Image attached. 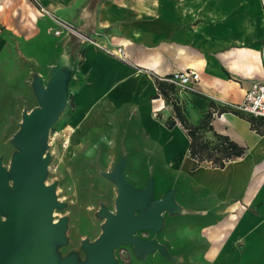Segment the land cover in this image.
<instances>
[{
    "label": "crops",
    "instance_id": "0c3cea01",
    "mask_svg": "<svg viewBox=\"0 0 264 264\" xmlns=\"http://www.w3.org/2000/svg\"><path fill=\"white\" fill-rule=\"evenodd\" d=\"M39 3L73 31L43 15ZM12 10L24 30L13 29L17 34L49 29L61 38L62 50L80 60L71 92L69 86L74 144L85 134H102L105 149L128 150L127 165L135 148L144 181L152 173L161 194L179 189L176 200L185 214L172 217L185 216L189 224L181 231L164 213L171 241L156 238L181 256L179 264H264V132L252 128L250 115L229 106L264 78V17L257 0H0V21L8 23ZM189 68L199 74L193 91L179 93L189 121L198 124L212 110L205 138L214 140L217 133L244 148L222 168L197 165L180 124L168 129L162 121L172 109L157 96L154 75Z\"/></svg>",
    "mask_w": 264,
    "mask_h": 264
},
{
    "label": "water",
    "instance_id": "95a60500",
    "mask_svg": "<svg viewBox=\"0 0 264 264\" xmlns=\"http://www.w3.org/2000/svg\"><path fill=\"white\" fill-rule=\"evenodd\" d=\"M76 61L66 49L50 67L44 82L35 69L30 87L36 105L23 107L17 130L8 142L13 150L5 165L0 157V264H118L116 249L130 246L132 255L145 260L158 252L172 264L182 262L155 237L138 233H160L168 216L185 214L177 200V187H167L161 195L156 179L149 173L142 186L132 185L124 175L128 153L123 150L109 171L97 172L115 186L114 210L98 200L94 218L100 233L91 240L83 238L77 250L62 253L69 244V215L55 217L67 208L58 199L57 181L46 183L51 161L49 134L66 109L69 86Z\"/></svg>",
    "mask_w": 264,
    "mask_h": 264
},
{
    "label": "rangeland",
    "instance_id": "374dc122",
    "mask_svg": "<svg viewBox=\"0 0 264 264\" xmlns=\"http://www.w3.org/2000/svg\"><path fill=\"white\" fill-rule=\"evenodd\" d=\"M257 2L264 17L262 0ZM40 7L45 8L39 3ZM9 14V24L0 21V157L3 158L4 164L8 163L13 150L8 140L18 128L21 110L23 107L30 110L36 104L30 88L31 70L35 69L45 81L49 76L50 66L55 63L59 52L64 48L61 38L51 36L48 33L49 29L31 37L17 34L16 31L24 30L18 28L19 23L16 22L17 16L14 15L13 10L9 11ZM12 36L18 51L11 40ZM75 60L77 63L80 61L79 58ZM76 73L77 69L73 79ZM169 108L172 109L171 106ZM187 108L189 109L188 106ZM71 109L69 101L66 109L51 128L49 151L52 157L46 178L47 184L57 181V197L68 204L65 210L57 211L55 215L56 218L63 214L70 217L67 232L69 244L62 248L63 254L77 250L81 239L93 240L100 233V222L94 218V212L98 208L97 201L102 200L113 210L115 187L100 176L97 169L109 171L120 151L128 152L127 149H121L123 145L117 149H105L104 137L94 132L85 134L80 142L74 144L75 127L68 120ZM136 152L135 148H131L125 177L130 183L140 187L144 183L145 173L143 166L135 157ZM161 192L162 187L158 183L157 194L160 195ZM166 220L170 223L174 222L181 231L189 224L185 216L166 215ZM139 235L144 238L155 237L161 241H171L170 231L166 225L165 229L156 235L150 231L139 232ZM115 255L118 264H172L158 253L149 255L145 260H138L132 255L130 246L119 247Z\"/></svg>",
    "mask_w": 264,
    "mask_h": 264
},
{
    "label": "trees",
    "instance_id": "16d2710c",
    "mask_svg": "<svg viewBox=\"0 0 264 264\" xmlns=\"http://www.w3.org/2000/svg\"><path fill=\"white\" fill-rule=\"evenodd\" d=\"M158 93L168 106L171 105L172 114L165 117L163 124L168 129L173 128L177 123L180 124L184 133L186 134L189 145L188 151L190 158L197 161V165L203 162H208L214 167L222 168L225 163L240 157L244 148L230 140L227 136L213 133L214 140L205 138L204 132L211 131L210 121L213 118L214 111L210 110L204 114L203 118L198 124H193L188 118V108L185 106L184 101L180 103L178 90L163 81L156 80ZM213 105V102H210ZM222 110H218L217 114ZM158 117V114H157ZM161 119V118H160ZM249 122L253 129L258 133L264 131L260 129V125H264V120L257 119L253 116L248 117Z\"/></svg>",
    "mask_w": 264,
    "mask_h": 264
},
{
    "label": "built area",
    "instance_id": "2783aa9c",
    "mask_svg": "<svg viewBox=\"0 0 264 264\" xmlns=\"http://www.w3.org/2000/svg\"><path fill=\"white\" fill-rule=\"evenodd\" d=\"M264 5V0H262ZM40 12L43 15L51 18L59 28H64L66 31H73L70 26L56 18V16L49 10L40 7ZM56 35L60 34V29L54 32ZM84 43L94 44L101 50L110 53L104 45H101L90 36L79 35ZM156 80L166 82L174 86L179 93H186L195 89V84L199 81V74L194 69H185L172 72L166 76H156ZM232 110L236 112L245 113L255 118L264 119V78L257 80L245 92L244 98L240 103L229 104Z\"/></svg>",
    "mask_w": 264,
    "mask_h": 264
}]
</instances>
